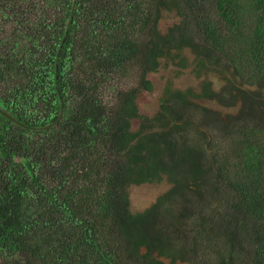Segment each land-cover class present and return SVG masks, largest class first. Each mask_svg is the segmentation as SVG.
Instances as JSON below:
<instances>
[{
  "label": "trees",
  "instance_id": "1",
  "mask_svg": "<svg viewBox=\"0 0 264 264\" xmlns=\"http://www.w3.org/2000/svg\"><path fill=\"white\" fill-rule=\"evenodd\" d=\"M166 261L264 264V0H0V264Z\"/></svg>",
  "mask_w": 264,
  "mask_h": 264
},
{
  "label": "rangeland",
  "instance_id": "2",
  "mask_svg": "<svg viewBox=\"0 0 264 264\" xmlns=\"http://www.w3.org/2000/svg\"><path fill=\"white\" fill-rule=\"evenodd\" d=\"M174 21V16L165 13V18L162 21L161 29L165 30L166 27ZM151 74L149 78L153 81L154 89L152 91L142 90L139 94L138 104L141 108V112L145 114H153L159 106V98L162 94L163 88L166 84L167 79L173 76V73L165 72ZM209 78L214 82V88L219 90L222 86V81L215 77V75H209ZM176 88L187 89L191 87L195 90H199L201 79L197 78L194 74H192L191 69L185 70L180 77L172 79ZM215 108H219L224 112H236L238 107H234L232 109H222L221 106L216 103H211ZM134 126L138 125V121L133 122ZM170 187V184L163 180L161 183H153V184H145L141 186H132L130 188V196L132 209L142 210L147 206L151 205L157 198V196L161 193H165ZM165 264H171L166 261ZM184 264V263H177Z\"/></svg>",
  "mask_w": 264,
  "mask_h": 264
}]
</instances>
